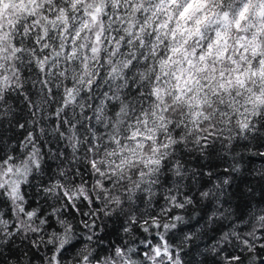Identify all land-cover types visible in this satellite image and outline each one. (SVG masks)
<instances>
[{
	"label": "snow or ice",
	"instance_id": "1",
	"mask_svg": "<svg viewBox=\"0 0 264 264\" xmlns=\"http://www.w3.org/2000/svg\"><path fill=\"white\" fill-rule=\"evenodd\" d=\"M0 264H264V0H0Z\"/></svg>",
	"mask_w": 264,
	"mask_h": 264
},
{
	"label": "trees",
	"instance_id": "2",
	"mask_svg": "<svg viewBox=\"0 0 264 264\" xmlns=\"http://www.w3.org/2000/svg\"><path fill=\"white\" fill-rule=\"evenodd\" d=\"M257 166H259V161H257Z\"/></svg>",
	"mask_w": 264,
	"mask_h": 264
}]
</instances>
